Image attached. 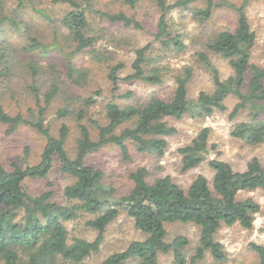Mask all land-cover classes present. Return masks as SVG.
Here are the masks:
<instances>
[{
  "label": "trees",
  "instance_id": "trees-1",
  "mask_svg": "<svg viewBox=\"0 0 264 264\" xmlns=\"http://www.w3.org/2000/svg\"><path fill=\"white\" fill-rule=\"evenodd\" d=\"M7 1L0 0V95L11 92L14 83L23 79L26 95L35 101L36 114L33 109H30V118L18 112L11 114L0 96V124L8 125L11 130L29 125L45 138V144L37 164L21 167L13 163L11 168L0 165V264H79L98 251L106 227L122 211L133 219L134 227L145 237L130 242L124 250L110 254L98 264L129 261L159 264V254L166 253L173 255L174 264H197L206 250L214 260H225L222 244L215 238L219 228L237 223L252 229L255 214L261 209L251 198L237 199L240 191L261 189L264 192V170L257 157H252L243 171H235L224 160L208 158L214 146L208 145L209 127H202L190 143L178 148L180 170L185 172L206 160L213 171L211 183L202 174H197L186 189L168 174L148 181L150 173L142 166L129 173L131 188L118 197L113 196L112 185L105 183L104 173L87 160L109 145L115 146L125 161L131 159V149L161 158L167 148V138L176 133L167 118L179 120L186 115L203 118L215 111L223 112L224 101L230 95L237 102L229 119L241 111L249 115L248 120L233 127L231 135L250 145L263 143L264 69L250 63L255 33L245 13L248 0H241L239 4L152 0L159 12L155 39L166 50L170 46L177 51L185 48L180 35H171L168 29V15L172 10H188L199 23L212 17L214 7L227 5L235 10V27L212 32L201 41L203 49L193 54L195 63L209 73L213 89L198 92L195 100L188 99L187 84L193 69L185 66L173 77L175 86L168 96L152 92L137 97L133 91H126L116 95L121 102L108 101L99 110L95 107L99 90L81 97L68 92V88L84 87L88 82L89 69L76 60L80 54L106 63L112 93L122 81L151 85L164 81L167 72L164 65L156 64L159 56L152 52L151 43L134 49L131 72L123 77L118 72L124 63H112L111 51L105 45L97 46L99 42L107 45L117 40L110 29L113 25L141 28V22L122 11L95 7V0H49L40 4L33 0H12L10 6ZM115 1L129 8L138 2ZM210 52L226 59L232 68V74L226 79H220ZM57 62L63 63V71L57 68ZM249 69L251 75L244 92L242 86ZM57 97L64 105L50 116L59 122L57 133L52 134L44 120L48 107ZM67 119L76 129L73 154L66 147L70 134ZM54 162L72 179L63 189L65 204L52 200L51 191L33 195L24 185L27 178H45ZM84 213L92 215L85 223L96 231L95 238L90 241L69 238L64 222ZM173 222H191L199 228V243L189 261L183 253L188 243L185 237L165 239V224ZM249 247L257 254L255 264H264V244L251 242Z\"/></svg>",
  "mask_w": 264,
  "mask_h": 264
},
{
  "label": "rangeland",
  "instance_id": "rangeland-1",
  "mask_svg": "<svg viewBox=\"0 0 264 264\" xmlns=\"http://www.w3.org/2000/svg\"><path fill=\"white\" fill-rule=\"evenodd\" d=\"M168 1L172 3L174 0ZM213 1H229L239 4L241 0ZM33 2L40 4L49 2V0H33ZM10 5H12V0L7 1V6ZM196 5L203 6L202 3ZM95 7L109 9L113 12H125L130 16H135L142 24L141 28L124 27L120 23L113 25L110 29L113 30L118 42L116 40L109 42L107 45L104 42L97 44L100 47L105 45L111 51L112 63H124V67L118 72L120 77L131 72L130 65L134 59V49L147 43L152 44V52L159 56L156 64L164 65L167 74L163 83L159 85H151L142 81H122L119 83V89L112 93L111 83L107 78L108 68L106 63L94 61L87 54H80L76 57V60L84 68L89 69L88 82L84 87L72 86L68 88L70 94L81 97L99 90L95 104L98 110L103 109L104 104L108 101L121 102L122 100L116 95L126 91H133L137 97H144L152 92L166 97L174 89L173 77L181 73L185 66H190L193 69L192 76L187 84L188 99L195 100L198 92H209L213 89L209 73L195 63L193 54L195 51L203 49L201 41L212 32L235 27L236 12L234 9L227 5L214 7L212 17L201 23L188 10H172L168 15V29L171 35H180V39L185 45L184 50L177 51L172 46L166 50L155 39L159 12L152 0H138L134 8H129L127 5L115 0H95ZM245 13L250 28L255 33L250 63L264 69V0H248ZM60 56L61 54L58 53V57ZM209 57L217 68L220 79H226L232 74V68L226 59L211 52ZM45 62L46 60L41 61V63ZM56 64H58L57 68L64 70L63 63L57 62ZM250 75L251 70L249 69L242 86L244 92L247 90V81ZM22 80H17L14 83L11 92L7 91L5 95H0L1 101L9 113L18 112L24 117L30 118V109H33L36 114L35 101L31 95H26L28 93L23 88ZM13 93L15 95H12ZM42 96L40 95L41 99ZM236 102V97L233 95L228 96L224 101L226 110L223 112L215 111L209 117L194 118L186 115L179 120L167 118L168 123L176 128V133L167 138V148L161 158L157 159L147 154L136 153L134 149H131V159L125 161L120 156L118 149L113 145H109L91 154L87 162L104 173L105 179H107L105 183L112 185L114 189L113 196L115 197L128 193L131 188L129 173L142 166L146 167L150 173L147 177L148 181H152L154 177L168 174L174 182L186 189L197 174H202L211 183L213 171L206 160L196 167L182 172L180 170V154L178 153V148L190 143L202 127H209L208 145L214 146V148L210 149L208 158L224 160L235 171H243L247 162L252 157H257L264 170V142L250 145L231 135V130L237 123L249 119L247 111H241L235 118L229 119L228 115ZM63 105L61 98L57 97L45 113L44 123H48L52 134L57 133L59 122L50 119V116L55 115L56 110ZM67 122L70 125V134L66 141V147L69 149L70 154H73L72 148L76 138V129L72 121L67 119ZM44 144L45 138L29 125H21L11 130L8 125L0 124V165L11 168L13 163L21 167L37 164ZM71 181L72 179L68 175L59 170L58 163L54 162L45 178H27L24 180V185L27 191L33 195L51 191L53 193L52 200L65 204L66 199L63 195V189ZM245 198L255 200L261 207L260 211L255 214L252 229L243 228L237 223L231 226H221L215 238L222 244L225 251V260H214L210 251L206 250L204 257L199 259L197 264H255L257 262V254L250 249L249 244L251 242L264 244V192L261 189L240 191L237 199ZM91 217L90 213H84L75 219L65 221L68 237L93 240L96 231L85 223ZM165 228L166 241H171L176 236H182L188 240L187 245L183 248V253L185 260L189 261L199 243V228L197 225L191 222H173L166 223ZM144 237L145 234L134 227L133 219L122 211L106 227L98 251L86 257L79 264H98L110 254L124 250L130 242L143 240ZM125 264H136V262L129 261ZM159 264H174L173 255L171 253L159 254Z\"/></svg>",
  "mask_w": 264,
  "mask_h": 264
}]
</instances>
